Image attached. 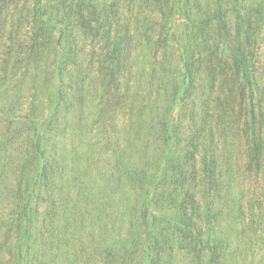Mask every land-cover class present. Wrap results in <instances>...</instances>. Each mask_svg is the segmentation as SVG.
Wrapping results in <instances>:
<instances>
[{
  "label": "rangeland",
  "instance_id": "1",
  "mask_svg": "<svg viewBox=\"0 0 264 264\" xmlns=\"http://www.w3.org/2000/svg\"><path fill=\"white\" fill-rule=\"evenodd\" d=\"M97 1L118 13H88L91 28L69 29L68 61V19L54 11L70 6L49 9L54 19L36 47L27 19L33 0L11 4L12 14L0 9V264H264V0H241L236 10L235 0ZM174 2L180 8L157 10ZM218 5L225 22H208L207 32L227 35L226 25L234 28L222 39L231 49L251 48L254 94L216 58L196 62V88L182 99L185 22L206 20ZM114 47L117 61L106 58ZM198 49L204 56L206 46ZM250 113L263 139L258 169L248 166ZM202 142L219 147L220 179L229 180L218 197L202 180L203 149L193 151ZM137 170L133 180L128 173ZM207 221L213 249L205 256L175 227Z\"/></svg>",
  "mask_w": 264,
  "mask_h": 264
},
{
  "label": "trees",
  "instance_id": "2",
  "mask_svg": "<svg viewBox=\"0 0 264 264\" xmlns=\"http://www.w3.org/2000/svg\"><path fill=\"white\" fill-rule=\"evenodd\" d=\"M21 1L22 0H0V9L1 11L4 10V12L5 10L7 11L9 10L8 14H12L10 10L11 7L12 9H16L20 5L26 6L28 3L27 0H25L23 3L19 4ZM224 1H228V0H218V4L220 5L224 3ZM235 1L236 2L234 3L233 8H231L232 10L234 8L235 10L236 8H239L238 3H240L241 0H235ZM11 4H14V5H12L9 8ZM219 5L213 12L211 11L208 14V16L205 18L206 20L201 19V18L192 19L189 16L188 20H186L185 22V25L186 24L188 25V27L186 28L190 29L189 34L187 37H185L186 41L184 40V42H181V41L178 42V47L182 49V53H183V58L180 61L182 62L180 67L183 72H181L182 80H181L180 86L177 89V93L181 94L182 99H185L186 95L191 96L196 88L197 71H198L196 68V62L202 61L203 59L206 61H211V60H216V58L220 60L224 66H227L228 70L229 68L232 69L233 72L234 70H236L235 73L238 76V81L240 83L238 84L240 87H242V90L244 92L247 90L249 95L253 96L254 94V90H255L254 85H253L254 73H253V70L251 69V63L249 61L250 51L252 52L251 48L243 43H239L237 47L231 49L233 46H231L229 42H226V41L224 42L222 39L231 40L230 35L234 31V28L230 30V28H228L226 25L222 27L226 31H228L227 35H225L224 32H222V33H219V37H218L216 33L212 34L210 30L207 32L206 27L209 24L208 22L211 23L212 21H215L216 18L219 19L218 22H222V21L225 22L224 15L226 16V14L224 13L226 12L223 11L222 6L219 8ZM52 6H61V7L70 6L71 7V9L67 11H59L57 9L54 11L56 15L64 13L62 16L63 19H68V22L66 25L67 31L63 34V40H65V42L64 43L61 42V50H62L61 55L67 61L72 59L71 53L69 52L70 50L68 47L69 46L68 43H70L71 40L73 39V37L69 34V32L72 29H75V31H77V29H79L80 26L85 27L86 29L91 28L90 24L87 26H84L85 23H87V21L88 23L92 22L91 17H98L99 19H104V20L105 19L112 20L113 17H115V15L118 13V11L112 10L110 8L108 9V7L106 6H103L102 8H100L99 1L97 0H33V4L28 5V9H29L28 12L31 18L29 19L28 18L29 16H27L26 14L27 19L30 21V24L32 25L33 47H36L39 44L38 34H41V32L43 31V27L45 29L44 24L48 25L49 22L54 19L52 18V13L49 11V9ZM157 6H158L157 10L162 11L163 13H167L168 9L173 10L174 7H177V9L180 8L178 4H176L175 2L172 5H170L169 3H164V4H157ZM86 8H92V10L88 11ZM21 11L23 13L24 8H22ZM191 12H192L191 7L187 5L185 7V13L189 14ZM88 13H90L91 17L88 16ZM73 17L75 18V23H72ZM63 19L61 20L56 19V20L62 22ZM190 22H193L191 26L189 24ZM158 25H160V22L154 21L152 26L154 29L157 30ZM101 28L104 30L105 35H108L110 28H111V23L103 22V25H101ZM237 28H239V26H237ZM245 30H246L245 36L247 38L250 37L251 36L250 29L247 28ZM236 32L238 36H240L241 30L237 29ZM122 37L123 36L117 37V39H115L113 43H115V45L118 44L119 42H121L119 38H122ZM156 38H159L158 46H160L159 45L160 39L161 38L163 39V37L162 35H160ZM66 43L68 44V46L66 45ZM221 45H223V47L220 49ZM199 46H206L207 51L204 52V56L201 52H199L200 51L198 49ZM120 50H121L120 47L112 48V50H110L106 54V58L112 59L113 57V61H117L121 55ZM106 58H105V61H107ZM239 78H241V81L239 80ZM224 121L225 120L220 119L219 124L216 125V128L222 131L223 129L222 125H224ZM245 123L246 125L250 123V125L248 126L252 130V135H250V139L248 140V144L250 143V148L248 150V153H249L248 166L252 167L253 165H256L258 169V166H260L261 162L263 161L262 160L263 158V154H262L263 153V145H262L263 139L257 136V133L255 131L256 119L253 113H250L249 119L247 116ZM205 127L208 129V131L211 132L213 140H216V141L219 140L218 135H215L213 132V126H211L210 128L208 126H205ZM173 129L174 128H172L171 131H173ZM200 148H202L203 149L202 152H204L202 155V162H203L202 166L204 165L202 180L204 181V184L206 185L205 187L207 188V190L208 191L214 190V194L217 195L218 197L220 192H218L219 190L217 189L221 188L223 184L229 182V180L220 179L219 173L223 170V168L220 166V163L222 162H219L220 161L219 160L220 152L218 150L219 147L211 149V147H209V144L202 142L201 145L199 143L195 144L193 151L199 152ZM187 170H188V167L183 168V171L185 173H187L186 172ZM128 174L135 175L132 178L133 180H135V178L138 175V170L134 172H130ZM174 175H176V172ZM199 193L200 191L199 192L194 191L193 194H191V198H192L191 201L195 208H197L199 205L197 201V196ZM186 205L187 203H184L183 205L184 208ZM185 209H188V208H185ZM186 215H187V212L185 213L183 217H186ZM189 223L188 224L183 223V227H180V226H176V227L174 226V227L178 229L179 234L182 232V237H183L184 242L191 244L190 247H192V249L197 250L198 254L199 252H201L202 255L205 254L206 256L208 254V252H206V249L207 248L209 250L213 249V246H210V243H209L211 241L210 235H211V232L213 231V225L211 224L210 221H207V224H205V228H203L201 225V227L197 229L195 225L192 226ZM218 246H215V247L218 248ZM222 246L223 247H219L218 249L216 248L219 253H222L223 251H225L224 245ZM213 251H214V255H216L217 253L216 250H213Z\"/></svg>",
  "mask_w": 264,
  "mask_h": 264
}]
</instances>
